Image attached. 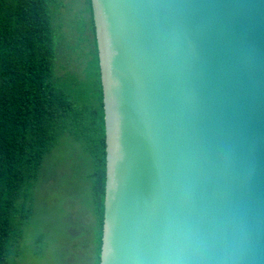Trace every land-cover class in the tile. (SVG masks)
<instances>
[{"label":"water","instance_id":"water-1","mask_svg":"<svg viewBox=\"0 0 264 264\" xmlns=\"http://www.w3.org/2000/svg\"><path fill=\"white\" fill-rule=\"evenodd\" d=\"M99 264H264V0H90Z\"/></svg>","mask_w":264,"mask_h":264},{"label":"trees","instance_id":"trees-1","mask_svg":"<svg viewBox=\"0 0 264 264\" xmlns=\"http://www.w3.org/2000/svg\"><path fill=\"white\" fill-rule=\"evenodd\" d=\"M83 6L76 29L85 34V72L90 60L94 67V104L88 105L71 97L85 80L58 73L62 37L54 28L57 0H0V264L10 263L13 244L31 217L44 160L64 138L79 145L91 162L89 179L97 218L92 264H99L105 124L90 0H83ZM25 199L29 204H24Z\"/></svg>","mask_w":264,"mask_h":264},{"label":"rangeland","instance_id":"rangeland-1","mask_svg":"<svg viewBox=\"0 0 264 264\" xmlns=\"http://www.w3.org/2000/svg\"><path fill=\"white\" fill-rule=\"evenodd\" d=\"M57 2L54 28L62 37L57 49L58 73L85 80L71 97L78 103L94 104V67L90 60L85 72V34L76 29L77 19L83 16V0ZM91 168L89 157L68 138L46 156L42 177L34 189L31 217L13 244L9 264L93 263L97 218L89 179ZM24 204H29L26 199Z\"/></svg>","mask_w":264,"mask_h":264}]
</instances>
